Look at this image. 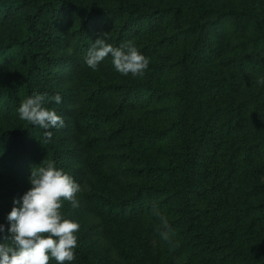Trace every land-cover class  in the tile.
Listing matches in <instances>:
<instances>
[{"label":"trees","instance_id":"1","mask_svg":"<svg viewBox=\"0 0 264 264\" xmlns=\"http://www.w3.org/2000/svg\"><path fill=\"white\" fill-rule=\"evenodd\" d=\"M263 8L264 0H0V223L32 168L54 162L81 185L79 207L61 209L88 232L78 231L72 264H178L191 252L264 264ZM105 33L148 58L143 75L116 72L110 57L95 71L86 65ZM34 91L62 97L44 105L65 121L48 130L51 140L19 119ZM208 196L217 200L203 211ZM154 207L175 247L161 238Z\"/></svg>","mask_w":264,"mask_h":264},{"label":"clouds","instance_id":"2","mask_svg":"<svg viewBox=\"0 0 264 264\" xmlns=\"http://www.w3.org/2000/svg\"><path fill=\"white\" fill-rule=\"evenodd\" d=\"M107 40L105 33L92 41L85 57L90 69L97 70L101 62L110 57L116 72L124 76L143 75L149 60L132 41L114 47ZM259 82L264 84V80ZM61 102L59 94L49 98L46 93L34 91L20 102L19 119L46 130V138L51 140L53 133L48 130L63 128L65 121L54 108L44 105ZM29 185L22 196L13 198L6 223H0V238L3 239L0 264H50L52 260L56 264H72L76 259L80 225L61 209L65 201L72 208L79 207L76 197L81 191L80 183L64 169L57 168L54 162H49L46 166L32 168ZM153 214L163 229L161 238L170 247H175L168 219L155 207ZM5 240H10L11 245L4 243Z\"/></svg>","mask_w":264,"mask_h":264},{"label":"rangeland","instance_id":"3","mask_svg":"<svg viewBox=\"0 0 264 264\" xmlns=\"http://www.w3.org/2000/svg\"><path fill=\"white\" fill-rule=\"evenodd\" d=\"M137 2H158V3H161V4H166V2L170 1V0H136ZM261 18L264 19V8L261 10ZM259 81V80H258ZM259 91L262 93H264V90L262 89V85L259 87ZM149 124V123H148ZM157 125L156 126H160V123H156ZM217 196H212V198H210L209 196L206 197V198H202L201 201L199 202V205H200V209L201 210H206L208 207H212V203L211 202H215L217 199H216ZM209 217V214H206L201 216L202 218V221L200 222L202 228L205 230V231H208V226L204 223L206 221H208V218ZM264 223V222H263ZM261 227L260 228H264V224L260 225ZM218 230V229H216ZM81 230H79L80 232ZM88 232L85 231V230H82L79 234L80 235H83V234H87ZM219 240L221 241V243H223V238L222 237H219ZM162 257H165V258H170L172 255H173V252L172 250L170 249H164L162 248ZM223 254V255H222ZM224 256V253H217V254H214V253H207L205 252L204 253V259L203 260H200L199 257H197L195 254L193 255V253H187L185 254L184 256L182 257H179L178 258V264H185L186 261H190L191 264H220L221 262V259L222 257ZM227 261V260H225Z\"/></svg>","mask_w":264,"mask_h":264}]
</instances>
